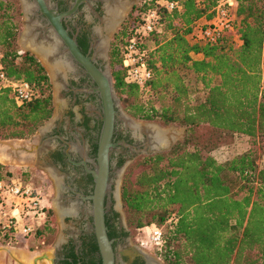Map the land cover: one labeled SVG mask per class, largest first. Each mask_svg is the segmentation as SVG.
<instances>
[{
  "label": "trees",
  "instance_id": "16d2710c",
  "mask_svg": "<svg viewBox=\"0 0 264 264\" xmlns=\"http://www.w3.org/2000/svg\"><path fill=\"white\" fill-rule=\"evenodd\" d=\"M164 1L178 8L168 11L157 0L137 8L157 16L156 30L142 37L150 73L143 89L124 82L121 66L122 47L141 15L132 18L131 28L124 25L108 51L112 87L129 117L187 127L183 141L142 156L133 180L124 178L120 200L127 228L160 229L161 244L153 248L165 264H264V163H255L257 143H264V0H235L233 33L214 44L196 37L204 26L197 22L211 20L220 0ZM11 2L0 0V67L8 80L27 83L31 97L16 105L0 90V140L30 137L52 113L43 68L17 51L20 20L9 14ZM229 135L246 139L247 149L218 161L210 153L221 144H207ZM95 149L94 143L92 155ZM44 211L36 238L53 234L52 213ZM104 225L109 240L127 235L105 215ZM80 239V255L69 241L59 264H100L93 233ZM132 264L143 263L137 258Z\"/></svg>",
  "mask_w": 264,
  "mask_h": 264
},
{
  "label": "flooded vegetation",
  "instance_id": "af4514ba",
  "mask_svg": "<svg viewBox=\"0 0 264 264\" xmlns=\"http://www.w3.org/2000/svg\"><path fill=\"white\" fill-rule=\"evenodd\" d=\"M103 1L86 0L80 2L69 16L63 17L59 21L61 28L74 42L79 53L84 57H90V62L100 70H103L104 65L108 64L110 44L106 45L107 61L105 62L101 57L104 44L99 43L98 48L94 46L96 40L102 41L105 38L104 27L99 22L100 18L103 17ZM74 2L75 0H49V4L57 13L68 11ZM21 13L23 16L22 11ZM23 23L26 26L22 28L26 38L24 41L26 48L31 51H38L39 46L51 47L49 43L51 39H54L58 44L56 52L48 54V56L47 54L43 55V57L47 60L49 68L56 60L65 66L67 65L63 69L64 76L63 74L55 75L53 80L43 68L49 86L52 87V82L55 84L57 92L55 98L57 100L53 101V98H50L53 120L37 134V149L31 160L35 168L38 167L40 170L46 171L53 178L58 199L69 203L67 207L69 210H65L71 212L73 208L71 215L65 216L73 224V230L67 232L65 241L54 255L53 264H59L64 253L69 249L67 247L69 241L72 245V251L80 255V238L92 232L91 222H89L90 204L83 198L89 196L93 188L90 172L95 170L96 149L95 154L92 155L91 146L95 143L97 148L101 127V104L98 94L92 91L95 88L94 82L84 72L83 68L73 60L66 46L58 38L53 37L48 22L39 11L30 10ZM114 110L116 116H114L111 135V142L114 146L108 156L107 182L109 187L104 196V215L110 219L117 233H127L121 224L119 214L115 210L114 188L118 178V170L125 162L131 161L141 154L138 151L144 149L145 146L146 149H150V136H147L146 132L142 130H133L117 109L114 108ZM180 141L182 139H177L174 143ZM119 160L121 165L118 166ZM126 238L127 235L112 239L114 264H132L137 258L143 264H147L146 260L136 253L119 251V249H124ZM17 256L25 260L22 255L17 254Z\"/></svg>",
  "mask_w": 264,
  "mask_h": 264
},
{
  "label": "water",
  "instance_id": "95a60500",
  "mask_svg": "<svg viewBox=\"0 0 264 264\" xmlns=\"http://www.w3.org/2000/svg\"><path fill=\"white\" fill-rule=\"evenodd\" d=\"M18 1L22 8L24 18L29 13L26 7H29V10L33 12L39 11V13L48 22L52 30L53 37L58 38V40L66 46V49L71 55V57L73 58V60L77 62L83 68L84 72L91 78V80L95 84V88L92 89V91L96 92L100 99L101 127H100L98 140H97V148H96V156H95V162H96L95 170L90 172L92 176V182H93L92 193L83 199L85 201H88L90 204L89 215L91 218V231L95 239L98 255L100 258V264H114V253L112 250V240H109L107 238L106 227L104 225V196L106 192L108 191V187H109L108 182H107L108 156H109L110 150L114 146V144H112L111 142L114 116H116V112L114 108L117 109L121 117L128 124L139 125L140 128L141 127L144 128L146 126H153L154 128L161 131V133H163L165 141L162 143V145H160L155 142L151 133L146 132V135L150 136V142H149L150 149H146V146H145L144 149L138 151L139 153L143 155L161 153V152L169 150L174 142L172 138H168L169 131L167 130L171 129V127H168L167 130H164L160 128L158 125H155L154 123H151V122L136 123L131 118L127 117L124 114V112L120 109L118 98L115 96V92L112 87L108 64L104 65L103 70L96 68L90 62L91 60L90 57H84L79 53L74 42L66 35L65 31L61 28L60 23H59L60 19L63 17L69 16L76 9L77 5L80 2H85L86 0H75L72 7L68 11L62 12V13H57L49 4V0H18ZM118 1L120 3V7H119V13H118L117 19L112 25L109 26L108 29L104 28L105 38L102 41L96 40L94 42L95 48H98L99 43L104 44L102 47L103 51H102L101 57L105 62L107 61L106 54H105L106 44H107L106 38L110 34H112L115 31V29L118 27L120 22H122V19H123L122 14L125 12L126 6H129V8L131 9L134 5H136L137 1L139 0H104L103 1V17L100 18L99 20L100 24H102L103 27L105 25L104 21L108 17V13H107L108 8ZM19 37H20V40L18 38V44L22 45L25 39V34L21 32ZM32 52L36 56L42 59V62L44 63L46 71H47V75L50 77L51 80H53L55 76L50 73L47 60L37 51H32ZM52 120L53 118H50L48 122H46L43 126L37 129L36 138H37V134L40 133L42 130H44V128H46L52 122ZM32 142L33 143H30L31 145L30 154H34L37 149L36 140ZM0 144H5V143H0ZM128 163L129 161L124 163L122 168L118 171V174L125 169ZM118 184H119V180L116 181L115 188H114L115 210L119 214V218H120L122 226L124 227L125 230H127L124 225V222H122V219H121L122 211H121L120 196L118 192V188H119ZM57 210H58V218L60 222L62 221L63 217L67 215L68 216L71 215V213L68 211H61L59 210V208H56V211ZM62 243H63L62 238L59 236L49 249L39 252L38 254H35L32 256H29L23 251H17L13 249H8L6 247H0V264H3L2 262L4 259H9L14 264H53L55 252L56 250L59 249ZM132 251L133 253H136L142 256L146 260L147 264H162V262H160L158 259L142 252L141 250L132 248ZM18 252H21L23 255L27 256V259L24 260L20 258L19 256H17L16 253L18 254Z\"/></svg>",
  "mask_w": 264,
  "mask_h": 264
},
{
  "label": "rangeland",
  "instance_id": "374dc122",
  "mask_svg": "<svg viewBox=\"0 0 264 264\" xmlns=\"http://www.w3.org/2000/svg\"><path fill=\"white\" fill-rule=\"evenodd\" d=\"M142 1L143 0L137 1L136 5H134L131 9L129 8V6H126V10L122 14L123 15L122 22L118 25L115 31L106 38L107 39L106 45H108L109 43L111 44L113 42L114 37L117 35V33H119L122 30V28H124V25L126 28L132 27V22H133L132 18L139 17L141 15V12H139L137 8L141 6ZM21 11H22V8L20 6L19 1L12 0L9 14L12 17H14L16 21L20 20V31L17 36V51L19 54L28 53L36 62H38L42 66V68L45 69V72L47 74V71H46L44 63L42 62V59L36 56L30 49L26 48V43L24 42L25 39L22 45L18 44V38L20 40L19 35L21 32H23L22 28L26 27L25 24L23 23L24 17L22 16ZM18 12L20 13V16H18ZM110 44H109V47H110ZM192 57L196 58L195 56H192ZM189 81L191 80L189 79ZM56 93L57 92H56L55 84L52 82V87L50 86V98H53V101L57 100L55 98ZM119 106H120V103H119ZM120 109L123 111L121 106H120ZM124 114L127 117H129L125 112ZM132 120L136 123L142 122V121H137L134 119ZM46 122H48V120ZM150 122L154 123L155 125H158L160 128L164 130H167L168 127H171V129L167 130L169 131L168 138H172L174 141L177 139H182L183 141L187 134L186 126L170 125V124L163 125L156 121H150ZM44 124H42L41 126H43ZM128 126L131 127V124H128ZM35 140H36V132L26 139L0 140V143L17 144L14 150H11L6 153L9 157V162L5 165L0 164L1 180H14V181L23 182V184L28 185L30 188L37 190L42 197V200H43L42 204L45 210H50L52 213V215L49 217V225L51 228H53V234L51 235L43 234V236L36 238L33 236L34 231H35L34 230L31 234L26 235V236L15 235L11 238V235H8V236L4 235L7 237V239L5 238L4 241L0 240V247H6L8 249L23 251L29 256L38 254L39 252L49 249L59 236L62 238V241L64 242L67 232L73 230V227H72L73 224L70 222V220H68V217H63L62 221L60 222L58 218V210L56 211V208H59V210L67 209L69 203L64 202L62 199H58L57 189H56L55 183L53 182V178L50 177L46 171L45 173L43 170H40V168L38 167L35 168L34 164L31 162L34 154H30V149H31L30 143H33L32 141H35ZM191 143L192 142H189V144ZM174 144L175 143L173 142V145ZM220 144L221 146L219 148H216L210 153V155H212L218 161L229 160L243 153L247 149L246 139L239 137V136H231V135L226 136L222 142H216V143L208 142L207 146L211 147L213 145L217 147ZM147 155H150V154H147ZM142 156L144 155L139 154L138 156L133 158L131 161H129L125 169L118 174L117 180H119V184H118L119 196H120L121 185H122L124 178L126 179L127 177V180H133L134 175L137 173L139 169L138 160H141ZM263 156H264V143L259 141V143H257L255 163L261 161ZM120 203H121V200H120ZM121 211H122L121 219H122V222H124V225L127 229L126 230L127 231V238H126L127 241L125 243L124 249H119V251L122 250V252L124 253H129V252H133L132 248H136L158 259L160 262H162V264H165L161 256L159 255V253L156 252V249L147 243L146 236H147L148 228H143L139 230H136L134 228H127L125 214L122 210V206H121ZM33 222H37V221H33ZM18 254L22 255L25 259H27V256L23 255L21 252H18ZM4 260L2 262L3 264H13V262L9 259H4Z\"/></svg>",
  "mask_w": 264,
  "mask_h": 264
},
{
  "label": "built area",
  "instance_id": "2783aa9c",
  "mask_svg": "<svg viewBox=\"0 0 264 264\" xmlns=\"http://www.w3.org/2000/svg\"><path fill=\"white\" fill-rule=\"evenodd\" d=\"M157 4L166 10L178 8L177 2L157 0ZM235 0H220L214 10V16L196 31V37L207 44L216 43L224 34H232ZM156 13L148 11L141 15L140 23L133 29L121 52V66L124 70V82L135 84L143 89L150 79L145 66L146 50L141 48L142 37L156 30ZM0 90H6L16 105L31 97L27 83L8 80L0 67ZM40 193L28 185L14 180H0V232L2 235H29L45 219L44 206ZM37 221V222H33ZM147 243L152 247L161 244V231L156 227L148 228Z\"/></svg>",
  "mask_w": 264,
  "mask_h": 264
},
{
  "label": "bare ground",
  "instance_id": "6f19581e",
  "mask_svg": "<svg viewBox=\"0 0 264 264\" xmlns=\"http://www.w3.org/2000/svg\"><path fill=\"white\" fill-rule=\"evenodd\" d=\"M27 6V5H26ZM119 7H120V3H119V1L118 2H116V3H114L112 6H110L109 8H108V10H107V13H108V17H107V19L104 21L105 22V25H104V28L105 29H108L109 28V26L110 25H112L114 22H115V20L117 19V16H118V13H119ZM27 8V10L28 11H30L29 10V7H26ZM98 28V27H97ZM30 31V30H29ZM32 31V30H31ZM34 31V30H33ZM100 32V31H99ZM26 39V38H25ZM34 40V39H33ZM36 40V39H35ZM57 40V39H56ZM41 42V41H40ZM49 45L51 46V47H46V46H39L38 47V53H40L42 56L43 55H46L47 54V56H48V54H53V52L55 53L56 52V48H58V44H57V42L54 40V39H51V41H50V43H49ZM102 45V44H101ZM100 46V44H98V47ZM37 48V47H36ZM33 51V50H32ZM40 51V52H39ZM58 51V50H57ZM52 57V56H51ZM58 58H59V56H58ZM54 59V58H53ZM52 61V60H51ZM50 61V62H51ZM49 62V63H50ZM54 64L50 67V68H52V69H50L49 68V70H50V73L52 74V75H62L63 74V69L67 66H65L63 63H61L60 61H57L56 60V62H53ZM66 63H68V62H66ZM69 68H70V66H69ZM68 70V69H67ZM70 70V69H69ZM68 70V71H69ZM63 76H64V74H63ZM132 127L131 128H133V130H143V131H145V132H149V133H151L152 134V136H153V138H154V140H155V142L156 143H158V144H160V145H162V143L165 141V138H164V136H163V133H161V131H159L158 129H156V128H154V127H152V126H148V127H144V128H140V126L139 125H131ZM16 144L15 143H13V144H7V143H5V144H0V164H7L8 162H9V157H8V155L6 154L7 152H9V151H11V150H14L15 148H16ZM62 186V185H61ZM72 207V206H71ZM62 209V208H61ZM73 209V208H72ZM72 209H71V212H72ZM67 210H69V209H67ZM61 211H66V210H61ZM70 212V211H69ZM70 212V213H71Z\"/></svg>",
  "mask_w": 264,
  "mask_h": 264
},
{
  "label": "crops",
  "instance_id": "0c3cea01",
  "mask_svg": "<svg viewBox=\"0 0 264 264\" xmlns=\"http://www.w3.org/2000/svg\"><path fill=\"white\" fill-rule=\"evenodd\" d=\"M206 22H207V21L204 20V19H199L197 23L203 25V24H205ZM261 161L264 163V159H262ZM261 161L257 162L256 164H259V165H260ZM263 163H262V164H263ZM259 167H260V169H264V165H263V166L260 165Z\"/></svg>",
  "mask_w": 264,
  "mask_h": 264
}]
</instances>
